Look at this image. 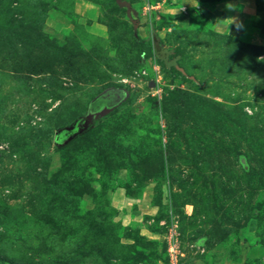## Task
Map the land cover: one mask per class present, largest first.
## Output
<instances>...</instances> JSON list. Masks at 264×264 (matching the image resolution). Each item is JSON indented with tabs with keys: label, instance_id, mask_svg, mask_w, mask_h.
I'll list each match as a JSON object with an SVG mask.
<instances>
[{
	"label": "rangeland",
	"instance_id": "1",
	"mask_svg": "<svg viewBox=\"0 0 264 264\" xmlns=\"http://www.w3.org/2000/svg\"><path fill=\"white\" fill-rule=\"evenodd\" d=\"M127 1L0 0V264H264V0Z\"/></svg>",
	"mask_w": 264,
	"mask_h": 264
},
{
	"label": "water",
	"instance_id": "2",
	"mask_svg": "<svg viewBox=\"0 0 264 264\" xmlns=\"http://www.w3.org/2000/svg\"><path fill=\"white\" fill-rule=\"evenodd\" d=\"M116 2L120 7L126 8V14L129 18H131L133 12L131 3L128 2L127 0H116ZM110 94L114 96L113 101L111 102L105 101L97 106L98 101L102 98V96H109ZM128 94H129L128 90L124 87H111L106 89L96 98H94V100L91 102L87 112V118H92L94 116L102 115L105 112L115 108L128 96Z\"/></svg>",
	"mask_w": 264,
	"mask_h": 264
},
{
	"label": "built area",
	"instance_id": "3",
	"mask_svg": "<svg viewBox=\"0 0 264 264\" xmlns=\"http://www.w3.org/2000/svg\"><path fill=\"white\" fill-rule=\"evenodd\" d=\"M169 264H180L183 255L180 248V231L176 222H173L165 234Z\"/></svg>",
	"mask_w": 264,
	"mask_h": 264
},
{
	"label": "trees",
	"instance_id": "4",
	"mask_svg": "<svg viewBox=\"0 0 264 264\" xmlns=\"http://www.w3.org/2000/svg\"><path fill=\"white\" fill-rule=\"evenodd\" d=\"M116 2V0H115ZM117 4V2H116ZM118 5V4H117ZM119 6V5H118ZM120 7V6H119ZM124 8V7H121ZM153 50L154 54L166 65V66H174L172 63L174 60V57L172 56V52L169 49H166L160 41H158L156 38L154 40L153 44ZM169 264V262H168Z\"/></svg>",
	"mask_w": 264,
	"mask_h": 264
},
{
	"label": "crops",
	"instance_id": "5",
	"mask_svg": "<svg viewBox=\"0 0 264 264\" xmlns=\"http://www.w3.org/2000/svg\"><path fill=\"white\" fill-rule=\"evenodd\" d=\"M237 1L244 3L243 7H244L245 11H247V10L250 11L254 7V0H237Z\"/></svg>",
	"mask_w": 264,
	"mask_h": 264
},
{
	"label": "flooded vegetation",
	"instance_id": "6",
	"mask_svg": "<svg viewBox=\"0 0 264 264\" xmlns=\"http://www.w3.org/2000/svg\"><path fill=\"white\" fill-rule=\"evenodd\" d=\"M113 100H114V96L112 94H110L109 96H102V98L98 101L97 106L100 105L102 102H105V101L111 102Z\"/></svg>",
	"mask_w": 264,
	"mask_h": 264
}]
</instances>
